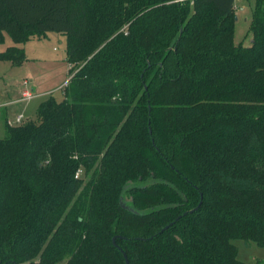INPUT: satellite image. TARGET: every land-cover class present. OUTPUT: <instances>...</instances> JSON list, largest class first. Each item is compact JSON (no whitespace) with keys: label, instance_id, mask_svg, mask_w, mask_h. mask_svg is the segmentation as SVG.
Returning a JSON list of instances; mask_svg holds the SVG:
<instances>
[{"label":"trees","instance_id":"16d2710c","mask_svg":"<svg viewBox=\"0 0 264 264\" xmlns=\"http://www.w3.org/2000/svg\"><path fill=\"white\" fill-rule=\"evenodd\" d=\"M235 17L234 0H0V60L55 32L70 65L61 99L4 122L0 264H125L113 238L129 264L264 248V0L249 45Z\"/></svg>","mask_w":264,"mask_h":264},{"label":"rangeland","instance_id":"374dc122","mask_svg":"<svg viewBox=\"0 0 264 264\" xmlns=\"http://www.w3.org/2000/svg\"><path fill=\"white\" fill-rule=\"evenodd\" d=\"M254 0H238L241 9H235L236 23L234 42L249 45L251 32L249 20ZM65 36L55 32H48L43 37H35L24 44V60L15 64L9 60H0V138L5 135L4 118L14 120L15 115H22L23 120L35 119L39 103L49 94L57 99L62 98L60 88L63 81L69 79L70 65L65 60ZM13 42L8 34L0 43V52ZM27 81V88L34 89V95L29 100H21V92L25 90L23 82ZM21 85V86H20ZM20 92V95H19ZM14 103H11V102ZM237 248L238 260L245 264H264V248L253 243L234 240ZM59 264H64L61 262Z\"/></svg>","mask_w":264,"mask_h":264},{"label":"built area","instance_id":"2783aa9c","mask_svg":"<svg viewBox=\"0 0 264 264\" xmlns=\"http://www.w3.org/2000/svg\"><path fill=\"white\" fill-rule=\"evenodd\" d=\"M237 2H238V0H234V9H237V6H238ZM238 9H241V7L238 6ZM23 85L25 86V90L21 92V95H20L21 98L20 99L21 100H29V99H31L33 97L34 92L32 90L30 91L27 88V86H28L27 81H24ZM22 121H23V116L22 115H18V116H16V118L14 120H7L6 123L8 125H13V124H18V123H20ZM80 173H81L80 170L77 171L76 174H75V178L79 177Z\"/></svg>","mask_w":264,"mask_h":264},{"label":"water","instance_id":"95a60500","mask_svg":"<svg viewBox=\"0 0 264 264\" xmlns=\"http://www.w3.org/2000/svg\"><path fill=\"white\" fill-rule=\"evenodd\" d=\"M235 18H236V17H235ZM122 199H123V198L121 197L120 200H119V204H120L121 208L124 209V210H126V211L131 212V213L134 214V215H137V212H136V211H134L132 208L127 207V205H126V203H128L127 200L125 199L124 202H123ZM200 204H201V200H200L199 205H198L197 207H195L194 209H192L191 211H189V212H187V213H184V214L181 215V216H185L186 214H192V213L196 212V211L198 210ZM181 216L177 217V218L175 219V222L178 221V220L181 218ZM167 228H168V226H166V227H165L164 229H162L161 231H164V230H166ZM112 243H113V245H114V246H115V247L121 252L125 264H129L126 255H125V254L123 253V251H122V250H121V249L115 244V238L112 239Z\"/></svg>","mask_w":264,"mask_h":264},{"label":"crops","instance_id":"0c3cea01","mask_svg":"<svg viewBox=\"0 0 264 264\" xmlns=\"http://www.w3.org/2000/svg\"><path fill=\"white\" fill-rule=\"evenodd\" d=\"M23 47H24V46H23ZM63 82H64L63 84H65V83L67 82V80H64ZM20 86H21V85H20ZM23 87L25 88L24 85H23ZM33 91H34V89H33ZM19 95H20V92H19ZM11 103H14V102L12 101ZM16 116H18V115H15L14 117L16 118ZM15 118H14V119H15ZM23 118H24V117H23ZM8 119H9L8 115H5L4 122H6Z\"/></svg>","mask_w":264,"mask_h":264}]
</instances>
